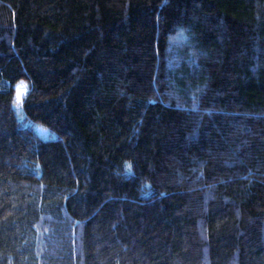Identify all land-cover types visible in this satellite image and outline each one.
Masks as SVG:
<instances>
[{
    "label": "trees",
    "instance_id": "16d2710c",
    "mask_svg": "<svg viewBox=\"0 0 264 264\" xmlns=\"http://www.w3.org/2000/svg\"><path fill=\"white\" fill-rule=\"evenodd\" d=\"M0 264H264V0H0Z\"/></svg>",
    "mask_w": 264,
    "mask_h": 264
},
{
    "label": "rangeland",
    "instance_id": "374dc122",
    "mask_svg": "<svg viewBox=\"0 0 264 264\" xmlns=\"http://www.w3.org/2000/svg\"><path fill=\"white\" fill-rule=\"evenodd\" d=\"M27 88V82L25 80H20L15 86V107L17 108V105L19 106V102L21 98L24 96ZM22 117V114H20ZM25 123H29L28 121L24 120ZM34 129L37 132V135L39 138L47 139V138H53L54 136L48 132L45 128L41 126H34Z\"/></svg>",
    "mask_w": 264,
    "mask_h": 264
}]
</instances>
